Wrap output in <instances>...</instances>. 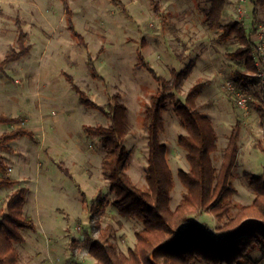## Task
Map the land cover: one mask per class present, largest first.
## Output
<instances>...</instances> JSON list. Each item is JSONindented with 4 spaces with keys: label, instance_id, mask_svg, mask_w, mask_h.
I'll return each instance as SVG.
<instances>
[{
    "label": "rangeland",
    "instance_id": "1",
    "mask_svg": "<svg viewBox=\"0 0 264 264\" xmlns=\"http://www.w3.org/2000/svg\"><path fill=\"white\" fill-rule=\"evenodd\" d=\"M120 1L126 13L110 0H67L75 28L86 42L84 48L70 36L60 0H0V60L10 48L17 47L16 18L31 46L27 55L0 70V113L21 118L18 123H0V134L23 126L38 140L35 143L21 137L9 143L12 152L0 150L6 175L18 181L11 187H0V209L9 193L24 186L23 211L36 225L35 231L22 229L24 241L14 244L18 264H93L95 260L83 242L87 235L97 233L88 209L101 199L107 205L100 224H113L112 244L122 253L133 247L134 233L142 224L120 216L113 207V193L100 168L102 143L82 128L84 124L107 125L109 121L80 102L65 74L98 105L106 106L107 94L121 95L129 120L124 141L130 151L127 173L138 187H145L147 136L141 118L143 103L148 102L157 84L145 69L134 67L139 50L156 74L166 79L170 69L181 70L193 60L194 66L183 80L181 91L175 93L174 102L183 101L193 84L207 82L196 103L211 119L217 135L213 165L218 168L230 130L239 121V150L231 180L236 192L230 201L239 206L254 197L244 173L260 175L264 171V153L258 148L262 128L255 109L264 83V6H257L253 12L252 0H226L223 9L221 23L237 21L248 33L253 32L254 75L259 83L242 92L231 81L235 69L244 70L243 62L230 56L240 44L235 38L221 41V31L207 27L203 20L208 7L205 0ZM155 4L159 16L153 13ZM88 52L105 86L91 78ZM239 99H244L242 104ZM163 119L160 140L167 146L166 159L173 173L169 201L173 208L185 190L177 177L179 170H188L185 151L177 145V137L185 129L173 104H169ZM237 208L231 209L230 216ZM189 219L207 235L221 237L211 214L202 212ZM185 227L182 225L181 230ZM251 260L264 264V251L253 250Z\"/></svg>",
    "mask_w": 264,
    "mask_h": 264
},
{
    "label": "trees",
    "instance_id": "2",
    "mask_svg": "<svg viewBox=\"0 0 264 264\" xmlns=\"http://www.w3.org/2000/svg\"><path fill=\"white\" fill-rule=\"evenodd\" d=\"M64 10L67 30L74 41L84 48L86 42L76 30L73 13L67 0H60ZM126 13L120 0H110ZM208 7L203 11V20L211 30L221 31L219 39L227 41L235 38L240 46L230 54L244 64V70L235 69L231 79L233 85L242 92L249 85H258L254 75L256 46L252 33L237 21L221 23L226 0H205ZM253 12L257 6H264V0H252ZM153 13L160 15L157 4ZM17 30V47L10 48L0 60V70L11 61H16L30 51L26 43L28 34L22 30L18 18L15 19ZM182 61L183 59L180 58ZM87 66L91 78L106 85L104 78L96 69L91 54L87 53ZM194 66L189 61L181 70L170 69L169 79L157 75L140 52L137 53L136 69H145L155 80L157 88L148 102L143 103L142 127L147 136V159L144 175L145 187H138L127 173L130 151L124 141L128 132L129 120L127 107L121 102L118 93L107 94L106 106L98 105L81 90L69 74L66 80L86 107L102 113L109 121L107 125H82L86 134L97 137L102 143L104 155L101 159V173L108 181L113 193L112 205L124 218L139 220L142 227L135 231V243L126 253L119 252L112 244L114 233L112 223L103 227L100 217L104 214L107 202L104 199L90 206V217L97 233L87 235L84 244L88 253L94 258L93 264H254L251 252L256 248L264 251V171L260 175L244 173L248 186L254 192L250 203L236 206L230 201L236 192L231 180L233 169L237 164L241 123L236 121L228 135L218 168L214 167L212 154L217 150V135L209 117L199 111L196 99L206 86V81H199L190 86L184 100L174 102L175 93L181 91L183 80ZM258 104L255 109L262 128L258 148L264 153V83L261 84ZM107 93V91H106ZM174 102V103H173ZM169 104L185 129L177 137V145L185 151L188 170H179L177 177L184 187L178 203L172 208L169 204L170 193L174 186L173 173L167 163V146L161 142L160 135L164 129L163 114ZM19 116L13 117L0 113V123L20 122ZM27 137L38 143L33 131L23 126L0 134V150L12 152L9 143L15 139ZM58 167L68 176L69 171L61 164ZM0 187H11L18 181L6 175V165L0 160ZM72 178V177H71ZM27 189L18 186L5 199L0 209V264H18V251L15 243L24 241L22 229L35 231L36 225L23 211ZM84 201V194H81ZM238 207L234 215L231 209ZM206 212L211 214L218 226L216 231L220 238H213L204 233L199 225L189 216ZM185 228L181 230V226Z\"/></svg>",
    "mask_w": 264,
    "mask_h": 264
},
{
    "label": "built area",
    "instance_id": "3",
    "mask_svg": "<svg viewBox=\"0 0 264 264\" xmlns=\"http://www.w3.org/2000/svg\"><path fill=\"white\" fill-rule=\"evenodd\" d=\"M259 48H260V46H259ZM243 100L244 99H239V103L242 104Z\"/></svg>",
    "mask_w": 264,
    "mask_h": 264
},
{
    "label": "crops",
    "instance_id": "4",
    "mask_svg": "<svg viewBox=\"0 0 264 264\" xmlns=\"http://www.w3.org/2000/svg\"><path fill=\"white\" fill-rule=\"evenodd\" d=\"M175 206V205H174Z\"/></svg>",
    "mask_w": 264,
    "mask_h": 264
}]
</instances>
